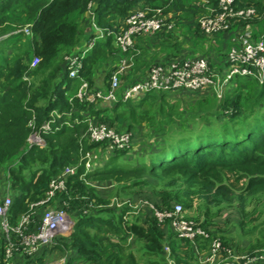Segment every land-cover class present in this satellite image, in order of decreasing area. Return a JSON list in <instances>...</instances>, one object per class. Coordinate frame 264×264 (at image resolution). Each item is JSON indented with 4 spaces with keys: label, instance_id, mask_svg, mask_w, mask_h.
Returning a JSON list of instances; mask_svg holds the SVG:
<instances>
[{
    "label": "trees",
    "instance_id": "1",
    "mask_svg": "<svg viewBox=\"0 0 264 264\" xmlns=\"http://www.w3.org/2000/svg\"><path fill=\"white\" fill-rule=\"evenodd\" d=\"M93 1L96 24L107 28V38L94 42L83 56L77 76L69 77L63 56L75 51L84 36V32L77 28L79 21L74 15H85ZM206 1L0 0V25L23 15L21 19L31 24L32 38L26 41L28 48L17 52L14 58L6 52L0 56V169L9 161L7 167L2 168L3 172L7 171V184L0 185V193L13 195L8 214L10 223H17L28 210L29 203L45 198L50 180L65 166L76 164L87 151L93 153L102 148L103 152H108L106 159L99 163L98 159L91 157V166L87 170L80 163L77 171L67 177V191L57 193L49 202V205H57L65 200L67 212L73 218L71 233L57 239L66 251L72 253L65 264H72L74 259L89 264H140L133 252H125L120 244L127 236L142 242L139 247L149 256L150 264L162 260L165 242L173 254L177 255L185 247L190 255L193 252L189 239L178 237L170 227L169 219L159 223L146 206L141 211L143 216L127 205L121 208L98 206L106 200L100 197L101 193H95V186L90 187L86 179L116 176L117 181L134 175L129 183L115 191L119 195L121 191L129 194L128 188L138 187L139 190L148 185L151 176L161 192V202L151 204L158 210L169 211L175 202L180 203L182 210L189 207L194 198L203 200L208 206L234 201L242 209L249 197L264 192V81L235 76L222 98L217 99L210 92H196L199 98L189 104L190 109H186L180 102L166 105L162 98L168 96L165 92L156 94L151 91L137 100H120L118 93L125 83L138 79L132 67L117 92L119 100L110 106L99 107L97 102L80 101L75 96L82 80L87 82L90 91L108 88L110 71L121 56L115 33L132 10L145 6L161 7L167 19L171 20L168 13L174 12L172 19L176 24H184L200 35L203 33L197 17L207 12L206 5L216 7L218 3V0ZM232 5L236 8L251 6L256 16L246 22H252L256 32H261L264 0H232ZM8 25L15 27V24ZM171 31L162 30L154 36L170 34ZM23 35L20 31L11 35V40L4 46L15 45L17 48ZM132 53L139 55L136 49ZM34 56L39 62L31 67ZM99 61L111 63L104 77L105 86L102 84L101 87L94 78V67ZM53 110L51 128L42 133L44 145L26 148L32 131L28 122L33 120L37 129L52 118L50 113ZM157 114L162 117L158 118ZM88 120L105 123L116 131H130L132 144L128 149L108 150L106 142H89L83 136ZM141 121H146L147 127L153 128V134H158L149 136L145 148L135 149V144H139L137 132L141 128L136 124ZM127 154L128 157L138 154L137 163L126 166L118 162L119 157ZM12 160L15 163L10 164ZM46 206H38V215ZM126 213L134 215L126 217ZM205 222L201 226L211 236H220L224 244L228 241L223 234L207 227L208 220ZM56 245L41 252L36 263L42 264L53 250L64 253L58 252L62 244ZM3 249L4 241L0 237V264H3ZM263 251L264 246H250L246 253L263 254ZM22 258L26 260V257Z\"/></svg>",
    "mask_w": 264,
    "mask_h": 264
},
{
    "label": "built area",
    "instance_id": "2",
    "mask_svg": "<svg viewBox=\"0 0 264 264\" xmlns=\"http://www.w3.org/2000/svg\"><path fill=\"white\" fill-rule=\"evenodd\" d=\"M93 6L94 1L89 7V13H93ZM206 9V13L197 17L199 28L203 34L213 35L219 32H228L233 27L237 28L235 31L237 45L232 46L224 57V62L227 64L226 72L223 75L218 73L210 65L208 58L202 55L187 56L182 54L167 58V60L163 58L152 63L142 77L125 83V87L118 93L120 100H137L151 91L178 92L184 90L202 93L214 92L217 97L222 98L224 86L235 76L254 77L258 82H263L264 16L260 17L262 29L256 36L254 34V30L257 31L256 26L252 22H246L256 16L251 6L236 8L232 5V0H218L216 7L206 5ZM91 24L94 29H99L93 18ZM122 25L115 33V42L120 49L121 56L114 64V68H111L108 88H96L90 91L87 82L82 80L75 93L80 101L95 102L99 100L112 104L119 100L117 92L122 84L121 77H125L133 66V55L129 53L134 49V38L136 36H151L162 30L169 31L174 24L163 14L161 7L145 6L132 10ZM30 26L29 23L17 31L30 35ZM107 31L106 34H108ZM97 35L98 33L93 31L84 47L63 56L69 77L77 76L78 70L82 66V58L93 46ZM102 35L103 33H99L97 37H102ZM38 60L39 58L34 56L30 66L33 67ZM50 116L52 118L43 122L37 129H35L33 120L28 122L32 131L27 138L26 148L32 145L40 147L44 145L42 133L48 131L54 121L53 114L50 113ZM83 136L89 142H106L108 150L128 149L132 144L130 131H116L105 123H93L92 120H88V126ZM80 163L84 164L85 170L90 168L89 151L81 156L76 164L65 166L59 175L52 178L45 198L29 203L28 210L20 216L16 224H11L8 217L12 203L9 193H0V237L4 241L3 264H14L13 260L18 253L22 257H26L23 264H37L35 259L41 255V252L53 248L59 237H66L71 233L74 222L69 218L66 209L67 202L61 200L57 205H49V202L54 199L57 193L67 191V177L77 171ZM40 205H47V208L45 207L46 209L44 208L38 215L37 208ZM144 206L154 210L159 223H162L166 218L169 219L170 227L178 237L190 240L196 237L210 239L209 257L221 248L219 237L211 236L204 227L180 214L182 207L179 203L174 204L171 211L160 212L149 202L144 203L142 207ZM163 249L165 252H169L167 245ZM241 258L244 259V264H252L262 259L263 255L248 254ZM50 261L45 260L42 264H65L66 259L60 258L54 263Z\"/></svg>",
    "mask_w": 264,
    "mask_h": 264
},
{
    "label": "rangeland",
    "instance_id": "3",
    "mask_svg": "<svg viewBox=\"0 0 264 264\" xmlns=\"http://www.w3.org/2000/svg\"><path fill=\"white\" fill-rule=\"evenodd\" d=\"M93 13L92 12L89 13V10H88L85 13V15H81V14L74 15L76 16V20L80 22V23L78 22L77 28L79 29V31L84 32V36L81 38V41L77 44L76 50L84 47V44L86 43L87 39L90 38L88 36H90L93 31L98 33L97 36H99V33L100 34L103 33L102 37L96 36L95 37L96 40H103L107 38V34H106L107 28H103L100 26L98 27L99 28L98 30L93 28L94 26L91 24L92 18L96 24V16ZM168 15L171 18V20L174 22V26L171 29L172 31L170 32V34L162 33L161 36H157V37L154 35L147 36V37H151V39H149V42H148L150 46L146 48L147 50L144 52V54L142 53L143 56H141V54L138 56H135L136 62H134L135 64H133L134 67L132 66L134 71L138 69L137 66H139V69L142 70V68H144L143 66L145 62H147L146 58L150 59L154 52L159 53V55H157L158 59L153 60L150 63L152 64L155 61L160 60L161 59V57H159L160 54L166 51L165 48H170V46L166 47L164 46V44L165 43L174 44L173 43L174 40L172 38L177 39L179 41L178 43L179 53L177 54H184L187 56L202 55L206 57H208L207 55H210L211 59H213L214 57L213 55H217L218 50L222 51L223 53L224 52L227 53L230 47L234 45L235 43L233 42L232 38L233 36H235V31L237 29L236 27L231 28L228 31V33L219 32L217 34L206 35V36L204 35V37H200L196 39L193 38L189 40L186 38L187 37L186 28L187 27H184V26L180 27V24H176V22L172 19L173 17H175L174 12L168 13ZM22 17L23 15L22 16L17 15L15 20L11 19L10 21H6L5 23L0 25V56L2 52H6L10 56V58H14L17 52L19 54L22 51V49L28 48L29 43H26V41L29 42L31 41L32 38L29 34L26 35L24 32L23 33L25 35L21 37V43H19L17 48L15 45L13 47L4 46L11 40L10 38L11 35L16 34L18 32L17 31L18 29H23L24 26L29 24L26 19H21ZM8 24H15V27L10 28ZM176 33L177 34L179 33V35H177ZM254 34L258 36V33L256 31H254ZM156 40H158V42ZM235 45H237V43ZM38 62L39 60L37 61L36 64H38ZM64 62H65V59H64ZM219 63L223 65L225 70H227V64L224 62V60L223 61L221 60ZM36 64L33 65V67L36 66ZM110 66H111V63L105 62V61H99L95 65L94 78L97 82L98 87H101V85L104 83V77L106 73L108 72ZM125 81L126 80L121 77L120 82L124 83ZM103 86L105 85L103 84ZM78 88L79 86L76 88V91ZM227 90L228 89L225 88V92H227ZM153 92H156V94H158L160 91H153ZM165 94H168V96L165 95L164 97H162L164 99L165 104L167 103L168 105H176L180 102V104L186 109H190V107H188L189 104H194L199 98L197 97L196 92H190L186 90L178 91V92H169V93L165 92ZM211 94H213L217 99L221 98V97H217L215 93H211ZM95 102H97V105L99 107H108L111 105L110 102H103L99 100ZM51 114L54 115L55 111L53 110ZM157 117L161 118L162 116H159V114H157ZM136 125L141 128L137 132V139H136L139 144H135L136 146L134 148L136 149V148L142 147L143 149L145 148L144 144L148 142L146 140L149 139V136H151V134L157 135L158 133L153 134V128L150 130L149 129L150 127H147L146 125V121L138 122ZM122 131H126V130H122ZM141 138H142V141H141ZM106 153H108L107 150L103 152L101 148V149H97L93 153L91 152L90 157H95L94 159L95 160L98 159V163H99V161L106 159L107 157ZM137 155L138 154H135V157L134 156L128 157V154L122 155L121 157L118 158V162L126 166L131 165L132 163H137L138 161V159L136 158ZM13 161L14 160H12L10 164H12ZM8 164H9V161L4 163L0 169V185L7 184V181L5 178L7 171L3 172V169H5ZM115 177L116 176L108 177V178L100 177V178H89L88 180L86 179L87 184L90 187L95 186L94 187L95 193L96 194L101 193L99 194L100 197L106 200V202H100L98 206H101V207L111 206L114 208H121L123 205H127L130 208L134 209L135 212H138V213L140 212V215L143 216L144 212H141V211L143 208L142 207L143 204L146 203L145 202L146 200L149 203L161 202L159 201L161 192L156 187V184L154 182L155 178L149 176L148 185L142 186L141 189L139 190H138V187L128 188L129 194L121 191V193L117 195L115 191L119 188V186L121 188V186L129 183L134 178V175L124 176L122 177V179L117 180V181ZM230 180H232V178H230ZM96 188H98V190ZM9 196L11 197V199L13 198V195L11 193H9ZM131 198L133 199L132 201L129 200ZM148 199H150V201H148ZM176 203H179V202H175L173 204H176ZM239 206L240 205L234 201L224 202L216 206H208L204 203L203 200L194 198L191 205L189 207L183 208L180 214L186 219L195 222L199 226H201L202 224H206L205 220H208L209 225H207V227L211 228L214 232L216 231L218 234H223L225 237L228 238V241L224 244L220 236L217 235L216 237L220 238L222 245H221V248L218 250V252L210 257H209L210 254H209V249H208L209 241H210L209 239L207 240V242L202 238L201 239L194 238L193 240L189 239L190 244L193 249L192 255H190L191 253L186 247L181 249V251L177 255L173 254L170 247L167 244H165L166 243L165 242L163 246L167 245L169 248V252H165V250L163 249V251L161 252L162 260H159L158 264L160 263L161 264H244V259H242L241 256L249 254L246 252L248 251V248L250 246H253V247L254 246L255 247L264 246V192H256L251 197H249L245 203L244 208L241 209ZM154 208L156 207L154 206ZM169 210L168 209L159 210V212L169 211ZM150 211L154 213L153 209H150ZM129 214L126 213L125 216L129 217L131 215H134V214H130V215ZM69 218L71 221L73 220V218L70 215H69ZM254 226H255V229H253ZM57 243L62 244L61 251H58V250L57 251L64 252V253L60 254V256H56L55 258L52 257L51 259H50V256H47V259H49V261L53 260V261H50L51 263L56 262L60 258L66 259L69 256H71V253H69L70 251L68 249H67L68 251H66L65 248H63L64 246L63 243L61 242L60 243L57 242ZM120 244L125 248L124 249L125 252L132 251L133 255L139 261L140 264H150V262L148 261L149 256L145 252L142 251L141 247H139V245L141 246L142 244L141 241L136 240L132 236H127ZM54 247H57V245H55ZM16 255H19L21 257L19 264H22L23 258L21 254L18 253ZM262 255L264 257V251ZM47 259L45 258V260ZM258 261L260 262V260ZM258 261L252 264H257ZM261 261H263L261 262V264H264V259ZM79 264H89V263L83 260H79Z\"/></svg>",
    "mask_w": 264,
    "mask_h": 264
},
{
    "label": "crops",
    "instance_id": "4",
    "mask_svg": "<svg viewBox=\"0 0 264 264\" xmlns=\"http://www.w3.org/2000/svg\"><path fill=\"white\" fill-rule=\"evenodd\" d=\"M172 21V20H171ZM182 26H184V27H187L186 25H184V24H180V27H182ZM187 29V33H186V38L187 39H193V38H200V37H204V35L205 34H194V32L189 28V27H187L186 28ZM228 33V32H227ZM177 34V33H176ZM177 35H179V33L177 34ZM206 36V35H205ZM149 39H151V37H147V36H136L135 38H134V49H136V53H137V55L139 54H141V56H143V54H144V52L147 50L146 48H148L150 45L148 44V42H149ZM173 40H174V44H171V43H165L164 44V46H170V48H165V52L164 53H161L160 54V56L159 57H161V59H163V58H166V57H169V56H171V55H175V56H178V55H182V54H177V53H179V51H178V43H179V41L177 40V39H174V38H172ZM232 40H233V42H235L234 43V45L237 43L236 42V39H235V36H233V38H232ZM157 42H158V40H156ZM135 45L137 46L136 48H135ZM234 45H232V46H234ZM77 46V45H76ZM231 46V47H232ZM230 47V48H231ZM143 53V54H142ZM129 54H132L133 55V58H135V54L134 53H132V51H131V53H129ZM162 54H164V55H162ZM226 53L224 52H222V51H220V50H218V53H217V55H213L214 57H213V59H211V57H210V55H207L208 57V60H209V63H210V65L218 72V73H220L221 75H223L225 72H226V70H225V68L223 67V65L222 64H220L219 62L222 60H224V55H225ZM157 55H159V53L158 52H154L153 54H152V57L150 58V59H148V58H146L147 59V62H145V64L143 63L144 62V60H143V64H144V68H142V70H140L139 69V66H137L138 67V69L136 70V71H134V73H135V76H138L137 78H140V77H142L146 72H147V70L149 69V66H150V62H152L153 60H156V59H158V57H157ZM196 56H200V55H196ZM157 57V58H156ZM206 57V56H205ZM134 60H135V62H136V58L135 59H133V64H135L134 63ZM134 67V66H133ZM136 67V68H137ZM136 68H134V69H136ZM234 78V77H233ZM123 79H124V77H123ZM231 80H232V78H231ZM231 80L229 81V83L226 85V86H224V88H223V92L226 94L228 91H229V89H230V86H231ZM123 81V80H122ZM123 83V82H122ZM225 88H227L228 90H227V92H225ZM213 92V91H212ZM211 93V92H210ZM214 93V92H213ZM145 202H147V200L145 201ZM69 253H71V252H69ZM72 254V253H71ZM48 256H50V259L52 258V257H56V256H60V254L59 253H57L55 250H53V252H51V253H49V255ZM62 257V256H61ZM20 259H21V257L19 256V255H16V257L14 258V264H19L20 263ZM67 259V258H66ZM47 260H49V259H47ZM75 260V261H74ZM73 261H72V264H79V260H77V259H74ZM82 260V259H81ZM22 261V260H21ZM84 261V260H83Z\"/></svg>",
    "mask_w": 264,
    "mask_h": 264
}]
</instances>
